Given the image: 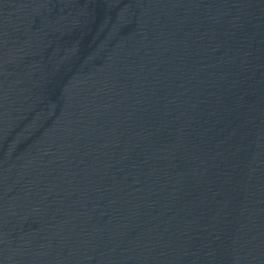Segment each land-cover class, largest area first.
Listing matches in <instances>:
<instances>
[{"label": "water", "instance_id": "water-1", "mask_svg": "<svg viewBox=\"0 0 264 264\" xmlns=\"http://www.w3.org/2000/svg\"><path fill=\"white\" fill-rule=\"evenodd\" d=\"M0 264H264V0H0Z\"/></svg>", "mask_w": 264, "mask_h": 264}]
</instances>
